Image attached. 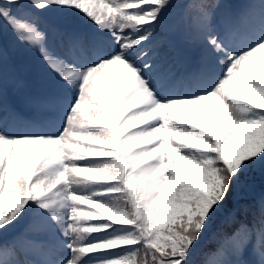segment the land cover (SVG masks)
Instances as JSON below:
<instances>
[{
  "label": "rangeland",
  "instance_id": "1",
  "mask_svg": "<svg viewBox=\"0 0 264 264\" xmlns=\"http://www.w3.org/2000/svg\"><path fill=\"white\" fill-rule=\"evenodd\" d=\"M119 0H66L62 5L64 13H70L73 16L76 13H82L86 16V13L90 18L100 19L102 32L108 33L109 37L113 39V43L109 42L108 48L111 52L114 51V46L117 45L114 57H121L125 62L133 61L136 69H139L142 73L141 91L147 92L145 80L147 82L149 77L154 75L161 65L162 77L168 79L169 84L162 86L161 80L156 84V93L158 98L152 101L147 99L144 106L136 112L137 119H143L142 127L139 129L138 134L135 137V141L142 142L139 146V158L148 157L150 154H155L157 157V167L161 170V188L166 192L170 187V167L173 164L172 155L178 150L183 151L185 144H188V137L184 127H179L175 130V121L173 112L178 109L185 108L191 100L197 101L195 96H198V91L202 89H209L211 84L207 82L215 81L218 73L226 70L235 53H242L240 57V63L238 66V75L244 77L246 70L254 63L255 53H246V48L249 45L257 46V52H259L264 59V26L259 30H253L248 35V38H243L239 41L237 47L232 45L231 39L235 34H228L224 39L219 38L218 42H214V52L220 54V58L225 62L222 68H218L216 74H212L207 79V75H200L194 80L186 79L183 76H178L177 68H171L169 62H166L167 47L160 46L158 50L153 53L143 54L141 56L139 52L134 53L130 51L127 41L139 27V22H135L133 28H129L126 25V21L122 18L123 13L121 10L123 6L118 3ZM115 2V3H114ZM136 4L138 3L135 0ZM135 5V4H134ZM133 9L132 6H129ZM190 17L192 16L194 21L206 23L207 14L200 9L193 7L190 10ZM150 12L154 13V9H150ZM131 13H135L133 10ZM223 12L217 8L215 15L222 16ZM117 19L120 21L117 22ZM150 19L154 21L155 15L153 14ZM247 19V18H246ZM125 21V22H124ZM45 29L43 24L36 26L37 33H41ZM158 32H149V41ZM37 37L40 36L37 34ZM84 39L83 36H81ZM215 40V39H214ZM103 44V42H101ZM108 42H105V44ZM152 44H146L145 42H138V48L143 51L149 49ZM83 52L80 54L78 60L72 55L78 54L76 51L69 52L66 48H63V44L55 42L53 51L58 53L59 63L61 66L65 63L63 59H69L73 64H69V67L76 69L74 76V82L76 87V96L69 102L61 105L60 112H51L54 116H48L44 122L41 123L42 131L34 127H30L28 130L23 128H17L10 131H4V120H0V134L7 132L4 137L0 139V149L4 146L8 147L9 159L12 161L20 157L22 162H34L39 151L45 149H51L52 153L59 162L60 172L62 173L61 179H57L54 175H50L47 181L51 187H54L56 191L62 192L67 200V209L64 210L62 217L64 218V242L61 248H56L54 252L50 253L47 257L48 264H67L66 260L70 255L73 257L82 256L86 254L81 252L78 248L80 243L86 242L87 245L94 246L95 242L87 240L86 237L90 231L82 229L83 226L88 227L91 221V217L88 214L80 212V210L93 212L88 202L97 198L92 194L90 190H86L81 186L76 174V168L79 172H87L90 170L92 163L87 159H78L79 151V138L81 137V129L85 127L83 120V111L91 110L93 104L91 102L92 97L96 94L98 86L104 85L106 79L102 76L103 71L107 68L110 60H97L91 63L87 61V49L82 47ZM94 59V58H92ZM234 74L226 76L220 84L226 83L231 80ZM207 82V84H206ZM259 90V86L257 87ZM206 90V91H207ZM210 93H204V96L200 98L204 103L208 104L210 99ZM58 110V109H57ZM92 111V110H91ZM149 118H147V116ZM145 118V119H144ZM136 120V119H135ZM167 129V130H166ZM133 140V141H134ZM9 162V161H7ZM16 168L13 164L11 174V182L6 181L4 176V169L6 166V160L0 162V208L5 210L10 209V200L15 198L13 193L19 191L21 195L27 184H24V177L27 175L28 169L23 166V163ZM99 163L95 164L96 170L100 168ZM21 171V172H20ZM7 172V171H6ZM9 173V172H8ZM21 198V197H20ZM70 236L72 237L70 240ZM72 245H76L73 249ZM74 251V252H73ZM264 251V243L255 248L257 255ZM73 253V254H72Z\"/></svg>",
  "mask_w": 264,
  "mask_h": 264
},
{
  "label": "trees",
  "instance_id": "2",
  "mask_svg": "<svg viewBox=\"0 0 264 264\" xmlns=\"http://www.w3.org/2000/svg\"><path fill=\"white\" fill-rule=\"evenodd\" d=\"M108 183L115 186V191L109 194L116 201H123L126 199L123 183L118 177L120 168L113 162L109 166ZM203 177L191 179L186 186L193 193L178 202L173 210L172 217L168 221L166 231L162 233L167 236L170 241L171 256L176 257V260H183L187 253V245L197 242L200 237H204L206 233H215L208 236L211 244L208 246L214 247L221 238L230 231L234 220L241 216L247 215L246 207L233 210L231 208L233 195H243V188H236L232 190L234 182L225 172L220 169L213 173L211 170L202 171ZM131 176H140L138 171L133 168ZM257 184L261 183L264 186V167L256 176ZM136 183V181H133ZM138 197L144 194V189L136 186L134 189ZM238 202L245 204L247 199L241 197ZM115 210L120 215L130 217L128 209H123L122 204H117ZM246 230H251L250 224L244 227ZM126 235L130 234L125 232ZM17 235V234H16ZM18 236V235H17ZM20 237V236H19ZM17 241L21 242L18 238ZM6 242L0 240V257L4 254L6 249Z\"/></svg>",
  "mask_w": 264,
  "mask_h": 264
}]
</instances>
